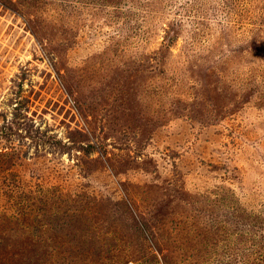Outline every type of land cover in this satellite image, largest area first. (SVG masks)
I'll list each match as a JSON object with an SVG mask.
<instances>
[{
	"label": "rangeland",
	"instance_id": "374dc122",
	"mask_svg": "<svg viewBox=\"0 0 264 264\" xmlns=\"http://www.w3.org/2000/svg\"><path fill=\"white\" fill-rule=\"evenodd\" d=\"M0 264H264V0H0Z\"/></svg>",
	"mask_w": 264,
	"mask_h": 264
}]
</instances>
